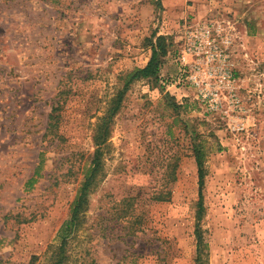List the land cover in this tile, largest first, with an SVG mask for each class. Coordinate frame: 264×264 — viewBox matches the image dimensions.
I'll list each match as a JSON object with an SVG mask.
<instances>
[{"label":"rangeland","instance_id":"rangeland-1","mask_svg":"<svg viewBox=\"0 0 264 264\" xmlns=\"http://www.w3.org/2000/svg\"><path fill=\"white\" fill-rule=\"evenodd\" d=\"M207 20L235 35L239 102L223 112L174 83L182 28ZM158 36L157 78L106 119ZM103 122L63 264H264V0H0V264H51Z\"/></svg>","mask_w":264,"mask_h":264},{"label":"built area","instance_id":"built-area-1","mask_svg":"<svg viewBox=\"0 0 264 264\" xmlns=\"http://www.w3.org/2000/svg\"><path fill=\"white\" fill-rule=\"evenodd\" d=\"M232 30L229 21H196L184 25L177 42L179 69L174 83L192 88L209 112H223L226 103L238 106Z\"/></svg>","mask_w":264,"mask_h":264},{"label":"trees","instance_id":"trees-1","mask_svg":"<svg viewBox=\"0 0 264 264\" xmlns=\"http://www.w3.org/2000/svg\"><path fill=\"white\" fill-rule=\"evenodd\" d=\"M162 36H158L156 38V43L151 46V54L146 62V64L142 67H136L130 72H127L125 75L124 85L121 90L118 91L116 96L112 100V105L108 109L106 119L110 118L120 107V103L122 101L123 95L127 90L129 84L139 78H157L160 66L163 62L162 57L165 55V48L161 43ZM105 122L98 125V129L96 134H94V144H96V148L92 155L89 166L86 168L84 175L80 181V184L76 190V193L69 205V213L68 217L64 222L60 225L57 231V238L59 240L57 248L54 250V254L52 256L51 264H63L66 259L65 253V244L70 236V234L76 230L79 224V219H81L85 210L89 204V192L91 187L96 181V177L98 175L102 164H101V144L105 142L107 137V128L104 125ZM194 156L197 165L198 172V183H199V199L197 202V220L201 218L203 211V202H202V185L204 182V174H203V158L202 154L199 150L194 149ZM196 231V259L201 260L202 253V235L199 231L198 226L195 229ZM201 264V263H200Z\"/></svg>","mask_w":264,"mask_h":264}]
</instances>
